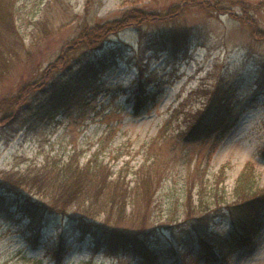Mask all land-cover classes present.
Returning <instances> with one entry per match:
<instances>
[{
  "label": "rangeland",
  "instance_id": "rangeland-1",
  "mask_svg": "<svg viewBox=\"0 0 264 264\" xmlns=\"http://www.w3.org/2000/svg\"><path fill=\"white\" fill-rule=\"evenodd\" d=\"M4 1L13 4L9 7L25 45L16 53L4 55L0 99L39 81L86 20L93 24L119 17L131 5L155 8L178 0ZM258 7L250 11L256 27L236 17L244 14L240 7L217 16L192 7L176 23L149 22L140 29L112 35L105 47H117L116 64L100 76L97 88L85 89L87 102L82 111L75 107L47 115L41 111L37 118L27 109L0 127V174L24 170L32 163L39 165L47 157L65 160L77 152L83 163L98 155L114 175L126 174L132 181L146 158L152 160L156 154L160 156L161 179L150 210L133 213L129 205L121 226L138 228L145 221L149 243L165 250L174 248L177 254L161 264H264V214L259 234L228 258L209 261L203 256L192 258L186 251L188 243L193 251L199 249L196 226L200 229L203 223L208 226L210 239H232V222L224 211L237 201L236 180L247 163L253 164L259 186L264 187V39L259 33L264 29V4ZM174 24L191 30L188 46L179 53L163 48L166 33ZM67 69L59 71L69 74ZM149 80L142 97L150 98L138 110L140 85ZM225 90L239 105L235 127L219 140L211 136L187 148L171 145L169 136L185 128L190 115L200 112L212 96ZM40 91L33 98L40 97ZM165 135H169L166 140ZM196 166L204 173V203L196 193L200 190L197 178L192 194L194 210L189 211V178ZM204 213L209 223L198 219ZM16 218L0 214V264L137 263L136 257L123 252L95 250L89 238H79L68 216H57L37 238L26 219ZM97 219L104 220L105 214ZM60 239L68 251L59 261L54 245ZM214 251L219 256L221 248L216 246Z\"/></svg>",
  "mask_w": 264,
  "mask_h": 264
},
{
  "label": "trees",
  "instance_id": "trees-1",
  "mask_svg": "<svg viewBox=\"0 0 264 264\" xmlns=\"http://www.w3.org/2000/svg\"><path fill=\"white\" fill-rule=\"evenodd\" d=\"M89 1L91 0H87V3ZM261 3L264 4V0H178L168 4L160 3L155 8L131 5L124 8L119 17L93 24L86 20L80 26L78 35L50 64L49 71H45V78L43 76L39 81L21 86L16 95L0 99V127L15 119L18 112H25L27 109L33 110L35 117H39L41 111L47 115L56 109L69 112L75 107L76 111H82L87 102L83 94L85 89L97 88L100 76L113 69L116 64L117 47H105L112 35L126 29H140L144 23L149 22L176 23L192 7L200 8L211 16L232 13L234 8L240 7L248 17L244 14L234 15L245 24L256 27L250 11L258 9ZM9 5H13L11 1L0 0V68L4 66L6 52L16 53L25 45ZM190 31L189 27L174 24L166 33L163 48L168 52H181L190 42ZM259 33L263 34L261 38L264 39V29ZM64 67L70 70L69 74L59 71ZM261 76L264 78V60ZM149 83L150 80L143 83L142 87L140 85L141 95L136 104L138 110L150 98L148 95L142 97L146 92L145 86ZM38 90H42L43 100L41 96L33 98ZM238 107L231 93L225 90L212 96L200 112L190 115L185 128H178L164 138L166 140L169 136L171 145H184L186 148L193 142L211 136H214V140H219L237 124L240 112ZM159 158L156 154L152 160L147 157L134 173L132 181L126 179V174L114 175L111 167L98 155L83 163L77 152L65 160L47 157L41 164L32 163L24 170H4L0 174V214L13 219H26L28 228L36 238L41 234V229L53 223L57 216H68L71 220L69 225L76 230L79 238H89L95 250L123 252L136 257V264H161L166 257L177 254L174 248L165 250L158 244L149 243L145 221L138 228L121 226V222L127 217L129 205L133 213L150 210L161 179ZM195 169L197 170L189 178V211L194 210L192 194L197 178L200 179V190L196 193L200 197L199 202L204 203V173L199 170V166ZM258 181L253 164L247 163L236 180L237 201L229 204L227 211H224L232 222V239H210L208 226L205 227L207 224L201 223L200 229L196 226L199 230V249L193 251L192 246L188 245L190 243L186 246V251L192 258L203 256L209 261L225 259L237 247L254 240L261 230V218L264 214V187H260ZM101 214H105V219L99 221L97 218ZM114 215L116 218L112 220ZM207 215L201 214L198 219H206L204 222L209 223ZM54 246L55 256L60 261L68 248L62 239ZM216 246L221 248L219 256L215 255Z\"/></svg>",
  "mask_w": 264,
  "mask_h": 264
}]
</instances>
